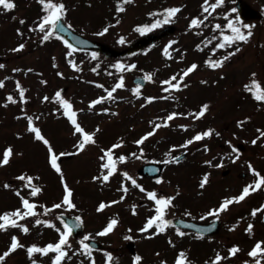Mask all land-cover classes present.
Listing matches in <instances>:
<instances>
[{"label":"rangeland","instance_id":"1","mask_svg":"<svg viewBox=\"0 0 264 264\" xmlns=\"http://www.w3.org/2000/svg\"><path fill=\"white\" fill-rule=\"evenodd\" d=\"M234 1L225 0L224 4L214 11L210 9L209 15L202 11L203 0H133L123 5V12L116 11L118 0H63L67 7L64 20L70 23L73 29L88 38L109 44L118 51L140 36L134 30L137 25L151 23L156 19L149 16V12H161L167 7H180L181 10L171 22L177 27L174 34L145 51L119 59L99 53L93 59L90 52L77 53L76 49L71 57H67L66 52L69 50L56 36L41 43L42 34L30 31L38 22V17L43 14L37 0H14L16 8L10 14L8 13L13 10H0V64L4 65L0 68V81L4 82V86L0 87V153L9 145L14 152L22 153L20 156H14L9 165L0 166V213L20 207V200L14 190L21 187L22 182L17 179L21 173L39 177L33 181L43 189L42 193L35 197L38 205L42 203L50 206L62 196L59 174L48 164L45 146L36 141L32 133L25 131L26 120L21 115L23 109L28 115L39 116L35 124L53 144L55 151L74 152L73 145L76 143L77 134H73L70 122L59 112L53 111L58 107L55 101H41L42 96L52 97L55 91L59 90L72 102L75 109L82 110L78 112V121L87 131L97 127L100 130L95 136L96 145H88L83 152L61 162L65 179L74 189V202L78 211H66L61 208L40 216L41 219H53L57 226H61L59 220L55 219L60 213L81 215L84 220L81 236L91 234L90 239H95L103 245L100 250L93 249L96 264H104L106 251L113 253V264H132V259L137 254L143 257L142 264H158L162 259L171 262L179 250L188 253L192 264H205L214 258L216 252L227 256V249L234 244L239 245L241 251L220 264H242L247 248L253 246L257 240H264V211L257 213L256 217L250 215L253 208H258L264 203V189L250 192L243 201L230 205L228 211L222 212L219 216L222 226L219 232L208 240H202L201 236L188 231H183L185 236L179 237L174 225L165 233L148 238L146 233L138 231L146 218L153 214L152 202L145 194L132 186L130 181L124 180L120 173L113 175L109 182L103 184L92 180L94 175H99L98 166L101 161L98 157L101 155V148H107L110 143L123 137L126 144L114 149V152L120 150L127 153L132 149L131 146L135 145V139L142 133L151 131L153 124L161 122L169 113H194L204 103L210 106L204 117L194 120L192 115L177 116L168 126H162L145 141H149L146 155L154 154L160 161L166 158L165 153H175L174 156H177L188 152L186 158L178 165L167 164L163 175L164 183L156 184L153 180L139 178L138 168L150 161L145 156L131 157L118 165L119 169L128 171L145 189L175 195V207L169 209L168 219L182 217L199 222L215 220L211 216H205V219L201 220L200 216L217 206L224 197L238 195L245 185L256 178L248 169L249 162L264 175V137L258 139L255 145L251 144V140L259 135L256 130H264V103L256 102L244 89V85L252 79V72L257 73L256 79L264 87V0H246L261 11L263 16L249 22L253 26V35L247 43L240 45L241 51L226 61L221 69L213 70L204 63L208 58L217 59L222 50L216 49L212 52L221 38L220 31H224L223 28L214 29L213 25L219 23L225 26L227 19L237 16V12L231 11ZM211 2L214 0H210ZM196 16L201 19L208 16V19L199 28L188 29L190 19ZM21 19L24 20L23 24L19 22ZM105 26L109 27L108 33L97 36L95 33ZM120 36L125 37L124 44L118 42ZM213 36H216L215 40L212 39ZM169 41L173 43L169 45ZM19 43H24L25 48L19 52L11 51ZM197 44L202 50L196 48ZM165 46H168V56L164 55ZM68 59H72L81 71L72 69L67 63ZM117 61L123 64L134 63L136 67L120 72L112 67ZM193 62L197 63L198 68L181 82L186 83L187 87L164 92L166 85L160 81L173 74H179ZM93 68H96L95 72L92 71ZM58 72L63 73V76H58ZM145 73H153V80L141 88L142 95L137 98L132 92L136 86L133 78L144 76ZM121 75L124 77L125 87L113 93L116 99H107L106 92L98 85L103 84L105 88L111 89ZM42 80L47 83H41ZM17 81L26 89L25 95L28 99L23 104L19 101V93L15 87ZM9 94L17 100L16 103L7 100ZM99 96H105V100L89 110V101ZM147 96L156 99L146 102ZM101 108H108L109 112L103 113ZM113 112L117 114L112 115ZM244 117L250 119L244 122L243 127H238L236 122ZM180 125L187 127L182 128ZM208 128L218 131L220 136L213 134L210 138L194 141L187 149L171 147L182 145L195 133ZM18 132L21 133L19 137L16 135ZM229 140L236 147L242 144L244 150H239V154L232 153L229 144L225 143ZM204 145H207L209 151H204ZM226 153L231 155H225ZM221 157L222 168L209 167L203 163L204 160L213 159L215 164L220 162ZM233 157H236L235 160ZM205 172L210 173V183L200 189L198 184ZM122 181L129 188L126 194L121 191ZM5 183L13 187L4 188ZM28 191L26 188L21 189L22 195H26ZM177 191L179 195H176ZM121 195L125 197L123 200L119 199ZM113 200L117 203L109 204L100 212L96 211L99 202L107 203ZM134 205L136 214L132 212ZM186 210L192 215H184ZM37 211L42 213L43 210L38 206ZM110 218H118L114 231L105 236H97L96 233L106 226ZM238 219L235 230H230ZM33 220L34 218L29 217L18 221L29 227L27 234L19 228L0 231V253L6 250L11 235H16L26 246L33 243L43 246L57 239L58 234L54 229L35 225ZM249 221L254 224L252 235L244 231ZM125 235H131L134 239L125 240ZM169 238L175 247L169 245ZM70 239L74 249L79 246V240ZM130 243L133 245V251L129 247ZM50 255L34 254L33 259H36L38 264H50ZM81 262L89 264L88 259L83 256L65 260L64 264ZM6 264H30L25 249H17L11 253L6 258Z\"/></svg>","mask_w":264,"mask_h":264},{"label":"snow or ice","instance_id":"2","mask_svg":"<svg viewBox=\"0 0 264 264\" xmlns=\"http://www.w3.org/2000/svg\"><path fill=\"white\" fill-rule=\"evenodd\" d=\"M133 2V0H118L116 11L123 12L125 8L123 5L125 3ZM225 0H214V2L210 3V0H203L201 5L202 11L204 13L211 14L209 10H215L218 6L223 5ZM37 3L41 6L42 15L38 17V22L35 23L34 27L30 28V31H38L40 34V42L44 43L49 41L53 36H56L58 39H61L63 43L66 45L69 51L66 52L67 57H71L73 55L74 46L70 44L67 40H64L62 36L59 35L60 32L65 30L64 18L67 15V7L63 0H37ZM16 8V4L14 0H0V10H13ZM180 7H167L162 9L161 12H149L148 15L151 17H160L153 19L151 23H145L141 25H137L135 27V31L140 35H144L152 30L161 27L164 24H169L172 22L173 17L180 11ZM232 12H236V9H231ZM227 18V14H225ZM208 19V16H204L201 19L199 16L192 17L188 23V29L192 28H199L201 25L204 24V21ZM21 24L24 23V20L21 19L19 21ZM117 23L119 21L117 20ZM68 29H71L73 26L69 23L66 25ZM252 25L248 23H243L240 20L239 16H236L234 19H227L226 28L230 31V34H225V32L220 31L219 35L221 40L215 44L212 52L214 53L216 49H225L231 48V51H227L226 54L221 55L217 59H205L204 63L209 68L221 69L223 68L226 61H228L231 57H233L236 53L241 51L240 45L242 43H247L251 36L253 35L251 29ZM213 28L216 30H220L222 28L221 24L216 23L213 25ZM19 32V29H17ZM109 27L105 26L102 28L101 31L95 33L97 36H103L108 33ZM22 35V33H20ZM213 40L216 39V36L212 37ZM118 42L120 44L125 43V37L120 36ZM173 41H169V45L172 44ZM25 48L24 43H19L15 48L11 49L13 52H19ZM196 48L199 50L201 46L199 44L196 45ZM164 55L168 56V46L164 48ZM91 56L93 59L96 58L97 53L92 52ZM183 59V57H180ZM67 63L71 66L72 69L79 72L81 68L72 60L68 59ZM4 65L0 64V68H3ZM97 68L99 65L96 66ZM112 67L116 68L118 71L123 72L126 70H130L136 67L133 64H123L120 61H117ZM198 68L197 63L193 62L187 67H185L179 74H173L169 76L167 79L161 80L160 83L166 85L163 89L164 92H169V90H180L182 87H187L186 83H181L185 80V77L189 76L190 73H193L194 70ZM13 71H19V69H13ZM93 72L96 71V68L92 69ZM58 76H63V73L58 72ZM252 79L250 83L244 85L245 91L249 92L252 98L256 102L264 103V87L261 86V82L256 79L257 73L252 72L251 74ZM144 80L152 81L153 80V73H145ZM202 83H206V81H201ZM41 83L46 84V80H42ZM4 86V82L0 81V87ZM16 89L19 93V101L21 104L25 103L28 99L26 97L25 92L26 89L20 84L19 81L15 84ZM98 87L104 89L106 92L107 99L114 100L116 97L113 96V93L117 89H122L125 87L124 77L121 75L117 82L111 89H107L104 87L103 84H99ZM142 85L137 84L133 89L132 92L135 96L139 97L142 95L141 93ZM146 102H151L156 99L153 96H147ZM7 100L11 103H16L17 100L14 99L13 95L9 94L7 96ZM49 100H53L57 103L58 107L53 109L54 112H59L62 116L66 117L67 120L70 122L73 128V134H77L76 143L73 145L74 152L62 151L57 152L54 150L53 144L50 142L48 138L44 134H42L41 128L36 126L35 121L39 120V116L28 115L25 111H21V115L26 120V129L25 131L30 132L33 134V138L36 141L41 142L47 152V162L50 167L59 174L60 183L62 185V196L58 202L52 203L50 206H46L44 204H37L36 200L31 199L38 197L43 189L34 183V180H38L39 177H34L28 173H21L17 176V179L21 181V187L16 188L15 195L20 200V207H17L13 210H8L0 213V231H7L8 228H19L23 233L27 234L30 229L25 223H18V221L25 220L26 218L32 217L34 220L32 221L35 225L38 226H46L48 228L54 229L55 232L58 234L57 239L55 241H50L44 244L43 246L37 245L35 243L31 245H25L22 243L16 235H11L10 243L7 246L6 250L0 253V264H6V258L10 256L11 253L16 251L17 249H25L26 256L30 261V264H38L36 259H33L34 254H39L40 256H48L50 255V264H64L65 260H72L73 256H84L88 259L89 264H96L95 258L93 257V245L88 243L91 234H85L81 239H79L78 244L79 246L73 250V245L71 241V237L73 236L74 230L82 227L84 220L81 215H75L70 220L65 218L63 213H60L55 217L56 220H59L61 226H57L53 219H41L40 216L47 215L49 212L57 209H65L66 211L77 210V204L74 202V189L67 183L65 179V173L61 167L60 158L73 156L83 152L88 145H96L97 140L95 139L96 133L100 130L99 127L95 128L92 131H87L82 124L78 121V112L82 111L79 109H75L72 102L65 98L61 91H55L52 97L48 95H44L41 97L42 102H48ZM105 100V96H99L95 99H92L88 103V109H93L96 105L101 104ZM144 105H141L143 107ZM209 104L204 103L202 104L197 111L194 113H178V112H171L166 117L163 118L161 122H157L153 124L152 130L148 131L144 135H141L138 139H135L133 143L137 146L143 145L144 142L148 139V137L153 136L156 130L160 129L162 126H168V123L173 120V118L177 116L183 115H192V118L199 119L205 116V114L209 111ZM101 112L108 113V108H101ZM117 113L113 112L112 115H116ZM20 117H17L19 119ZM250 117H244L243 120H238L237 126L243 127L245 121L249 120ZM151 123V122H150ZM182 128H186V125H180ZM258 137L251 140V144L255 145L257 140L264 137V130L257 129ZM213 134L216 136H220L218 131H215L213 128H208L207 130L195 133L191 138L186 139L182 145H172L171 147L175 149L176 147H182L187 149V146L192 144L194 141H200L204 138H210ZM19 137L21 133H16ZM235 135V133L233 134ZM125 141L123 139H119L117 142L112 143L107 148H101L100 152L101 155L98 157L99 161V175H94L92 180L100 181V183L109 182L110 177L113 175L120 173L124 180L130 181L131 185L138 189L141 193H144L146 198L152 202V210L153 214L146 218L145 223L141 228L138 229L140 233H146L148 238L154 237L158 234L165 233L167 229L173 225V220L168 219V211L169 209L175 207L174 200L175 195H167L161 194L157 190L152 189L148 190L145 189L137 180L129 174L128 171H121L118 165L127 161L128 156L125 154H116L114 149H118L124 145ZM225 143L229 144L231 147L232 153L239 154V150L236 146L231 144V141H225ZM204 151H209L207 145H204ZM144 154V148H139V155L136 152L130 153V155L134 158H142ZM22 153L14 152L11 145L5 147L0 153V166L9 165L11 159L14 156H20ZM225 155H231V153H226ZM165 159L161 161V163L169 164V163H178V157L171 155V153H165ZM236 157H233L235 160ZM215 159V157H213ZM213 159L204 160V164L208 165L209 167L213 168H222L223 167V157L220 158V162L213 163ZM248 169L253 175L256 177L250 184L245 185L241 192L238 195L224 197L218 206L210 208L204 215L200 216L201 220L205 219V216H211L214 219H219V216L222 212H226L229 210V206L234 203H239L245 199L246 196L249 195L250 192H255L256 190L264 189V175L252 166V164L248 163ZM210 173L205 172L203 173L200 181H199V188L204 189L206 185L210 183ZM156 184L164 183V178L162 176H158L155 179ZM4 188H12L13 186L5 183L3 185ZM29 189L26 195H22L21 189ZM121 191L123 193H127L129 191L128 186H126L123 181L121 182ZM176 195H179V192H176ZM125 197L124 195L120 196V200H123ZM117 201H101L96 207V211L100 212L105 209L106 206L109 204H115ZM41 208L43 211L38 212L37 207ZM135 205L132 207L133 214H136ZM264 211V203H262L258 208H253L251 210V217H256L257 213H261ZM184 215L191 216L192 213L190 211H185ZM242 219V218H241ZM239 223V219L237 223H234L231 226L230 230H235L237 224ZM118 225V218H110L106 226L103 227L98 233L97 236H105L114 231L116 226ZM254 229V224L252 222H248L244 231L252 235ZM130 232L131 229H128ZM176 234L179 237H184L185 232L181 231L179 228L175 229ZM204 231H208V229H201L198 231V236L202 235ZM123 239L131 241L134 239L131 235H125ZM169 245L175 247L174 242L169 238L168 239ZM71 250V255L69 254ZM241 248L239 245H232L227 249V256H222L219 252H216L214 258L208 262L206 261L205 264H220L221 261L227 260L231 257H235ZM159 255V253H157ZM247 256L251 258L250 260H244L242 264H262L264 262V240H257L250 250L247 252ZM105 262L104 264H113V253L110 251L104 252ZM143 257L139 254L135 255L132 259V264H142ZM82 264V262H81ZM159 264H168L166 260H160ZM172 264H192V261L188 258V253L185 250H179L172 261Z\"/></svg>","mask_w":264,"mask_h":264},{"label":"water","instance_id":"3","mask_svg":"<svg viewBox=\"0 0 264 264\" xmlns=\"http://www.w3.org/2000/svg\"><path fill=\"white\" fill-rule=\"evenodd\" d=\"M241 6L244 7V9L240 7L242 16L244 18L249 17V16H247V12H246V11L251 12L249 7L248 6L245 7L243 3H241ZM173 31H174L173 27H167L166 29L159 32L158 34L145 35V36L137 39L135 42H133L128 48H126L124 50H120V51L111 48L107 44L96 42V41H91V40H88L86 38H83L82 36L74 33L71 29H68L66 26H65V30L63 32H60L59 34L65 36L68 40L71 41V43H73L77 47L88 49V50H96L99 52H103L107 57L117 58V57H122V56L133 54V53L143 49L146 46L152 45V44L160 41L164 36L173 33ZM141 82H143V81H141ZM143 84H144V82L141 83V85H143ZM147 170H150V168H147ZM174 223L177 226H181L184 228H192V229H198V228H200L199 226H203V225L197 226V224L190 223L188 221H184L181 219L174 220Z\"/></svg>","mask_w":264,"mask_h":264}]
</instances>
